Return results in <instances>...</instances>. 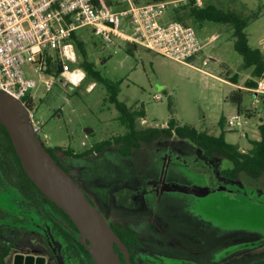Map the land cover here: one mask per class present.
<instances>
[{
	"label": "rangeland",
	"instance_id": "374dc122",
	"mask_svg": "<svg viewBox=\"0 0 264 264\" xmlns=\"http://www.w3.org/2000/svg\"><path fill=\"white\" fill-rule=\"evenodd\" d=\"M134 1L145 4L159 0ZM174 1L177 7L170 5L159 20L188 24L199 39L210 40L203 56L193 62L201 67L206 59L204 71L140 46L120 41L116 48L106 45L90 27L76 33L84 56L106 79L120 83V102L128 108H143L144 117L136 120L139 129L165 127L173 119L179 126H190L214 138L222 136L225 143L246 151L250 140L259 139L257 126L264 121L258 93L243 87L252 79V68L244 67L243 58L235 50L230 26L192 18L190 11L196 0ZM200 4L241 17L257 14L248 22L245 33L248 46L260 48L259 41L264 39V0H200ZM73 46L75 61L63 59V74H34L29 63L23 71L26 78L37 83L30 92L32 110L42 124L48 148L62 147L81 154L126 130L117 109L107 100L104 85L85 78L78 67L83 55L76 44ZM77 68L83 73L82 81L67 86L65 73ZM227 73L236 78L237 88L224 80ZM45 79L54 81L49 90L43 87ZM258 84L262 87L264 81ZM237 89L242 90L239 111L228 98ZM236 113L247 123L242 129L227 131L222 118ZM62 164L107 223H120L136 232L143 244V257L154 255L159 241L171 245L170 253L196 262L221 255L225 264H249L264 256V174L258 178L239 174L227 180L220 175L231 167L227 159L205 157L196 144L177 136L159 138L126 156L112 143L101 153L81 158L65 156ZM148 185L160 188L140 195L132 209L116 204L119 190H138ZM95 187L107 189L108 198L103 201L92 191ZM19 199L10 191L0 192V209L18 211L14 207ZM5 226L10 225L0 222V230ZM47 236L45 231H36L20 237L6 258L7 264H12L13 255L42 257L45 264H59L55 245L59 247L60 243ZM8 239L1 237L0 244Z\"/></svg>",
	"mask_w": 264,
	"mask_h": 264
},
{
	"label": "built area",
	"instance_id": "2783aa9c",
	"mask_svg": "<svg viewBox=\"0 0 264 264\" xmlns=\"http://www.w3.org/2000/svg\"><path fill=\"white\" fill-rule=\"evenodd\" d=\"M170 5L176 8L177 1L139 4L134 0H0V91L21 103L37 137L46 146L42 124L32 110L30 92L37 83L25 77L23 66L29 63L31 72L41 75L45 73L47 58L58 54L63 74V59L75 61L73 36L84 27H90L106 45L116 48L120 41L140 46L204 71L206 59L201 67L193 62L203 56L210 40L202 41L192 26L182 22L161 23L159 19ZM194 5L200 7V0ZM65 76L67 86L78 85L83 79L78 68ZM42 84L49 90L54 81L45 79ZM254 91L264 93V86ZM246 123L238 113L225 118L227 131L242 129Z\"/></svg>",
	"mask_w": 264,
	"mask_h": 264
},
{
	"label": "trees",
	"instance_id": "16d2710c",
	"mask_svg": "<svg viewBox=\"0 0 264 264\" xmlns=\"http://www.w3.org/2000/svg\"><path fill=\"white\" fill-rule=\"evenodd\" d=\"M190 16L196 18V20L220 22L232 28L233 36L236 39L235 50L243 58L244 67L252 68V79L247 80L243 87L252 90L258 89L259 80L264 81V55L259 49L248 46L247 34L245 33L248 22L252 18H255L257 14L241 17L231 12L224 13L217 8L197 7L193 4ZM73 42L83 55L82 60L78 63V67L85 73V78L94 79L96 82L104 85L107 100L117 109L119 121L126 130L123 135L98 143L94 147H91L90 150L78 154V157H85L92 153H101L112 143L118 145L121 154L126 156L131 154L132 151L139 150L143 145L151 144L159 138L177 136L196 144L203 151L205 157L220 156L227 159L231 163V167L225 168L220 172V175L227 180H234L239 174H245L253 178H258L264 174V121L257 126L259 139L250 140V148L246 151L239 149L238 146L225 143L222 136L214 138L204 132H197L190 126H179L173 119L165 127L139 129L136 120L144 117L143 108H128L124 103L120 102L118 100L120 83L109 81L100 71L95 69L93 63L84 56L83 44L77 36H73ZM52 71L56 74L63 72V64L58 54H56L55 58H47L45 73L51 74ZM225 76L224 80L237 85V80L234 76L229 77L228 73ZM241 93L242 90L237 89V91H233L228 97L230 102L237 107L238 111L242 102ZM258 95L264 109V93H258ZM224 121L225 119L222 118V124ZM70 154H72L71 151ZM0 187L6 194L13 187L17 192L15 196H20L18 204L26 205L30 202L34 203V201H37L38 196L47 199L23 171L10 138L2 125H0ZM54 206L56 205L54 204ZM122 232L128 240L135 242L132 231L123 230ZM24 233V230L9 227L0 230V238H11L10 240L8 239L9 241L7 240L8 242L0 244V264H7L6 258L9 257L16 242ZM84 252L89 254L87 251Z\"/></svg>",
	"mask_w": 264,
	"mask_h": 264
},
{
	"label": "water",
	"instance_id": "95a60500",
	"mask_svg": "<svg viewBox=\"0 0 264 264\" xmlns=\"http://www.w3.org/2000/svg\"><path fill=\"white\" fill-rule=\"evenodd\" d=\"M0 125L8 134L27 177L50 202L71 219L79 231L80 242L85 246L94 264H122L115 252V245L129 264L127 252L119 237L88 201L76 182L47 152L29 122L25 108L19 101L2 91ZM89 132L91 131L87 133ZM21 259L24 261L21 262ZM58 259L59 264H64L60 254ZM44 262L42 257L15 255L12 264H45Z\"/></svg>",
	"mask_w": 264,
	"mask_h": 264
},
{
	"label": "flooded vegetation",
	"instance_id": "af4514ba",
	"mask_svg": "<svg viewBox=\"0 0 264 264\" xmlns=\"http://www.w3.org/2000/svg\"><path fill=\"white\" fill-rule=\"evenodd\" d=\"M48 145L44 146L47 152L55 160V162L67 173L68 170L62 164L63 158L65 156L72 158H81L78 157V154L69 149L62 147L48 148ZM70 151L72 152V154H70ZM12 188L9 191L13 195H17L16 190ZM158 188H160L159 185H148L147 187H142L138 190L127 188L121 189L116 194V204L126 209H132L134 204L136 203V199L140 195L146 192H151ZM92 191L97 193L103 201L108 198V190L105 188L95 187ZM0 192L6 194V192L1 187ZM14 209L18 211H9V208L0 209V222H4L7 225H10L5 226V228L9 227L12 229L24 230L25 233L22 236L31 232L45 231L48 235L47 237L53 240L54 243H60L59 247H56L55 245V252L60 254L64 264H94L90 255L84 252L87 250L79 240V231L74 223L60 208L54 206V204L48 199L38 196L36 202H30L26 205H15ZM14 209L12 208L11 210ZM107 224L110 226V228H112V230L116 233V235L124 245V248L127 252L129 264H225L223 260L224 258H222L221 255L216 259H207L203 262H196L194 260L180 258L179 254L175 255L174 253H170L171 245H166L163 241L157 242L153 252L154 255L143 257L140 254V251L143 249L142 241L139 239L138 235L133 229L120 223ZM123 230L132 231V233L134 234L135 242L128 240L123 235ZM114 249L118 254V258L120 259L121 263L127 264L126 257L123 255L121 250L116 245L114 246ZM12 253L13 251L10 253V255ZM14 256L15 255H13V257L11 256L12 258L10 261L12 263ZM20 261L23 262L24 260L21 259ZM263 262L264 256H258V258H254V260L249 264H261Z\"/></svg>",
	"mask_w": 264,
	"mask_h": 264
},
{
	"label": "crops",
	"instance_id": "0c3cea01",
	"mask_svg": "<svg viewBox=\"0 0 264 264\" xmlns=\"http://www.w3.org/2000/svg\"><path fill=\"white\" fill-rule=\"evenodd\" d=\"M259 46H260V48H258V49H261V52L264 54V39L263 38L259 41ZM231 85L234 86V84H231ZM233 88H237L236 85Z\"/></svg>",
	"mask_w": 264,
	"mask_h": 264
}]
</instances>
